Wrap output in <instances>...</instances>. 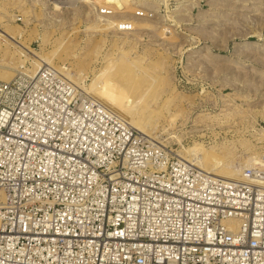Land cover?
<instances>
[{
    "label": "built area",
    "instance_id": "2783aa9c",
    "mask_svg": "<svg viewBox=\"0 0 264 264\" xmlns=\"http://www.w3.org/2000/svg\"><path fill=\"white\" fill-rule=\"evenodd\" d=\"M0 264H264V152L225 179L64 75L0 81Z\"/></svg>",
    "mask_w": 264,
    "mask_h": 264
},
{
    "label": "rangeland",
    "instance_id": "374dc122",
    "mask_svg": "<svg viewBox=\"0 0 264 264\" xmlns=\"http://www.w3.org/2000/svg\"><path fill=\"white\" fill-rule=\"evenodd\" d=\"M0 29L30 50L0 40V81L64 75L101 104L115 81L132 130L236 178L264 152V0H0Z\"/></svg>",
    "mask_w": 264,
    "mask_h": 264
},
{
    "label": "bare ground",
    "instance_id": "6f19581e",
    "mask_svg": "<svg viewBox=\"0 0 264 264\" xmlns=\"http://www.w3.org/2000/svg\"><path fill=\"white\" fill-rule=\"evenodd\" d=\"M0 30H1V32H3V36L0 39L1 41H4V43H5L7 41L10 42V40H13V41L17 42L21 47L26 49L27 51H30L19 40H17L14 35L6 32L5 30H2V29H0ZM3 38H5L6 40H4ZM40 60L43 64H48V63H46V61H44L42 59H40ZM123 77H124V75H123ZM119 88H120V86L117 82L111 81V80H106L102 83L101 87L98 89V91H96L94 93V95L97 98H99V100L102 102V104H104L105 106L115 110L122 117L124 122H126L127 124H129L130 126L136 128V129H138V127L133 124L132 118H133L134 114H132V109H131L132 107H130L131 105H128V102H127L128 97L126 96L127 94H124L126 91L123 92V94H121L120 91H121L122 87H121V89H119ZM135 91H136V89H135ZM120 94H121V96H120ZM122 97L125 98V102H124V99ZM158 145H159V143H158ZM177 156L182 158L181 155L177 154ZM185 161H187V160H185ZM258 161H259V157H257V159L254 160L253 163L254 164L258 163ZM187 162H189V161H187ZM189 163H191V162H189ZM253 163H250L249 166L253 165ZM191 164L194 165V163H191ZM196 165L199 169H202L203 171H206L207 173H210L214 176L222 177L225 179H232V180L236 179V175H237V173H239L238 172L239 167L236 169V168L230 166L231 164L227 165L223 159L219 160L218 162L212 163V167H209V168L204 167L203 164H201V163H196Z\"/></svg>",
    "mask_w": 264,
    "mask_h": 264
}]
</instances>
